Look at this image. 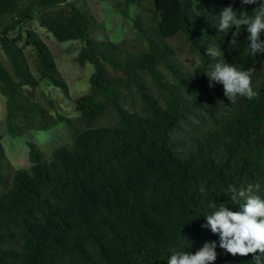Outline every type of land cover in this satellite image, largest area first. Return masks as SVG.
Listing matches in <instances>:
<instances>
[{
    "label": "trees",
    "instance_id": "obj_1",
    "mask_svg": "<svg viewBox=\"0 0 264 264\" xmlns=\"http://www.w3.org/2000/svg\"><path fill=\"white\" fill-rule=\"evenodd\" d=\"M99 1L131 22L143 50L90 39L101 24L69 0H0V95L12 137L68 122L43 85L70 96L37 35L11 33L35 18L56 42L80 41L75 62L93 67L88 91L73 100L69 144L47 160L28 144L29 169L7 180L0 137V264H167L174 251L195 254L206 242L216 243L213 264H253L219 246L206 215L213 204L242 210L229 186L252 185L264 199V53L249 55L246 26L235 44V27H218L226 7L252 16L264 0ZM176 39L192 69L176 59ZM223 59L254 69L256 97L231 104L222 84L209 87L206 72Z\"/></svg>",
    "mask_w": 264,
    "mask_h": 264
},
{
    "label": "rangeland",
    "instance_id": "obj_2",
    "mask_svg": "<svg viewBox=\"0 0 264 264\" xmlns=\"http://www.w3.org/2000/svg\"><path fill=\"white\" fill-rule=\"evenodd\" d=\"M69 2L101 24V29L89 33L90 39L101 42L108 41L114 44L125 43L128 49L135 51L144 49V44L130 28L131 22L122 19L114 11L111 4L99 0H69ZM138 12V9L131 8L130 17H133ZM26 30L34 32L48 47L54 57V62L61 78L67 84L70 99H66L58 89L53 87L43 85V89L57 103L60 110L59 115L68 120V122L59 124L49 131H28L18 137H12L7 131L5 104L0 95V137L8 162V168L4 173L7 180L10 179L12 172L29 169L28 144L35 145L41 151L43 159L47 160L55 149L70 143L75 133L78 117L74 111L73 100L88 91L89 77L93 72L91 65L80 68L75 62L78 50L82 46L80 41L56 42L50 34L39 27L35 18L22 24L19 30L11 33L9 37H16L18 33L23 35ZM170 43L176 51V59L180 65L185 69H192L196 64V60L185 53L180 40L176 39L170 41ZM25 52L29 66L33 71L35 59L32 50L28 48Z\"/></svg>",
    "mask_w": 264,
    "mask_h": 264
},
{
    "label": "clouds",
    "instance_id": "obj_3",
    "mask_svg": "<svg viewBox=\"0 0 264 264\" xmlns=\"http://www.w3.org/2000/svg\"><path fill=\"white\" fill-rule=\"evenodd\" d=\"M258 0H241L243 5L256 4ZM235 27L232 33L231 44L237 43L242 26H246L249 33V55L255 57L257 53H264V41L260 39L264 33V3L254 9V14L249 16L246 11H235L231 5L223 9L219 17L218 27L227 34ZM207 54L213 59L221 56L220 49L209 46ZM254 69L238 70L233 64L218 60L210 71L206 72L210 79L209 87L214 83L222 84L224 95L231 104L237 102L238 97L253 99L257 93L252 87V73ZM253 186L247 189H237L229 186L231 200L239 203L241 211H230L226 206L212 207L216 210L206 215L207 227L211 232L218 234L219 246L232 256H253V264H264V199L252 195ZM216 243L206 242L195 254L174 251L167 264H213L217 259Z\"/></svg>",
    "mask_w": 264,
    "mask_h": 264
}]
</instances>
